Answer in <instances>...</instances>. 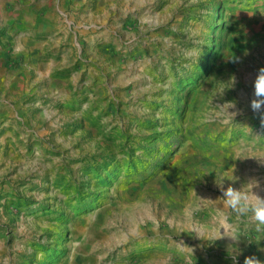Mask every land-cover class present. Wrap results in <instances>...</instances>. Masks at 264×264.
<instances>
[{
    "label": "rangeland",
    "instance_id": "obj_1",
    "mask_svg": "<svg viewBox=\"0 0 264 264\" xmlns=\"http://www.w3.org/2000/svg\"><path fill=\"white\" fill-rule=\"evenodd\" d=\"M261 67L264 0H0V264L258 258L217 183L264 197Z\"/></svg>",
    "mask_w": 264,
    "mask_h": 264
},
{
    "label": "clouds",
    "instance_id": "obj_2",
    "mask_svg": "<svg viewBox=\"0 0 264 264\" xmlns=\"http://www.w3.org/2000/svg\"><path fill=\"white\" fill-rule=\"evenodd\" d=\"M254 96L255 98L251 100L250 107L255 112H261L262 106H264V67H261L258 70L254 80ZM217 106L225 109L230 119L234 121V117L237 113L228 111L229 108L235 107L234 103L227 102L223 106ZM261 124L264 125V112H261ZM246 157H255L264 162V153L240 155L237 156L236 159ZM223 177L227 176H222L220 182L217 183L221 187L222 191V196L218 199L221 201L223 209L230 210L231 213L235 214L237 220L245 221L256 233L264 234V197L253 191L255 187L259 186L258 182L250 181L243 185L241 189L233 188L231 185L225 189L221 183ZM229 179L235 180L236 178ZM200 199L204 200L202 198ZM201 207L200 202L197 201L191 206L190 210L193 214H195L201 210ZM228 215L229 213L222 210L218 212V218L225 222L228 220ZM221 229L224 230L223 233H221ZM219 232L220 234L216 236L215 239L224 235L230 237L233 241H238L241 235H244V233H242L238 228L232 226L225 228L223 224H221ZM196 235H198L201 239L204 238V234L202 232H197ZM233 258L235 259V257ZM244 264H264V262L260 261L255 256H248L245 257Z\"/></svg>",
    "mask_w": 264,
    "mask_h": 264
},
{
    "label": "crops",
    "instance_id": "obj_3",
    "mask_svg": "<svg viewBox=\"0 0 264 264\" xmlns=\"http://www.w3.org/2000/svg\"><path fill=\"white\" fill-rule=\"evenodd\" d=\"M53 14H54V12L53 13H50V11L47 10V12H46V17L47 18L46 19H47L48 22L50 21V18L52 20V18H53L52 15ZM53 21H54V19H53ZM238 185H239V183H238ZM232 187L233 188H236V189H240V187L237 186V182H235V183L233 182L232 183ZM258 258L264 260V251H261V254H259ZM209 263L210 264H232V263H229V262H227V261H225L223 259H218V258H216L214 261L211 260Z\"/></svg>",
    "mask_w": 264,
    "mask_h": 264
}]
</instances>
